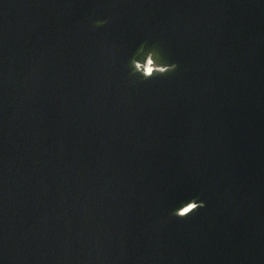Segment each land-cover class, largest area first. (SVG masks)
Listing matches in <instances>:
<instances>
[{"label":"water","instance_id":"water-1","mask_svg":"<svg viewBox=\"0 0 264 264\" xmlns=\"http://www.w3.org/2000/svg\"><path fill=\"white\" fill-rule=\"evenodd\" d=\"M0 264H264V0H0Z\"/></svg>","mask_w":264,"mask_h":264},{"label":"clouds","instance_id":"clouds-1","mask_svg":"<svg viewBox=\"0 0 264 264\" xmlns=\"http://www.w3.org/2000/svg\"><path fill=\"white\" fill-rule=\"evenodd\" d=\"M102 23H104V22H101V21L96 22L95 27H100ZM174 68H175V65L166 66L165 70L160 71L158 74L159 75H165L169 71H172ZM143 78L144 79H150L151 76H146V77H143Z\"/></svg>","mask_w":264,"mask_h":264},{"label":"bare ground","instance_id":"bare-ground-1","mask_svg":"<svg viewBox=\"0 0 264 264\" xmlns=\"http://www.w3.org/2000/svg\"><path fill=\"white\" fill-rule=\"evenodd\" d=\"M145 67L143 69H144L146 74H150L152 72V70H154L153 67L149 63Z\"/></svg>","mask_w":264,"mask_h":264}]
</instances>
